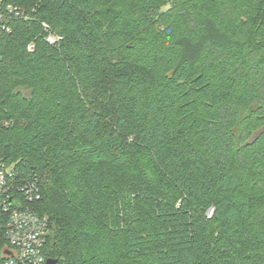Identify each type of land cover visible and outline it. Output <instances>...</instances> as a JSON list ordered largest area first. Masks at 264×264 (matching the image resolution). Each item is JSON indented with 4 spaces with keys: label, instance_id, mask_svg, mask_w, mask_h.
Wrapping results in <instances>:
<instances>
[{
    "label": "trees",
    "instance_id": "trees-1",
    "mask_svg": "<svg viewBox=\"0 0 264 264\" xmlns=\"http://www.w3.org/2000/svg\"><path fill=\"white\" fill-rule=\"evenodd\" d=\"M8 1L0 161L47 261L264 264V0Z\"/></svg>",
    "mask_w": 264,
    "mask_h": 264
},
{
    "label": "built area",
    "instance_id": "built-area-1",
    "mask_svg": "<svg viewBox=\"0 0 264 264\" xmlns=\"http://www.w3.org/2000/svg\"><path fill=\"white\" fill-rule=\"evenodd\" d=\"M31 16V13L8 0H0V36L13 33L14 23L31 21ZM42 28L49 45L56 46L64 40L48 23L43 22ZM27 50L33 52L35 43H30ZM40 199L36 182L19 181L14 169L0 161V204L8 216L5 228L8 246L3 250L6 256L3 264H47L44 248L49 233V218L33 207Z\"/></svg>",
    "mask_w": 264,
    "mask_h": 264
},
{
    "label": "water",
    "instance_id": "water-1",
    "mask_svg": "<svg viewBox=\"0 0 264 264\" xmlns=\"http://www.w3.org/2000/svg\"><path fill=\"white\" fill-rule=\"evenodd\" d=\"M47 264H57V261L56 260H48Z\"/></svg>",
    "mask_w": 264,
    "mask_h": 264
}]
</instances>
